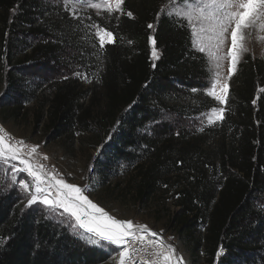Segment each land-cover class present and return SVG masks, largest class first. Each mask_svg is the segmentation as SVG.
Segmentation results:
<instances>
[{"label": "trees", "instance_id": "obj_1", "mask_svg": "<svg viewBox=\"0 0 264 264\" xmlns=\"http://www.w3.org/2000/svg\"><path fill=\"white\" fill-rule=\"evenodd\" d=\"M168 4L126 0L123 16L108 29L114 42L92 51L80 45L84 31L62 7L0 0V83L5 93L29 98L21 90L36 65L81 68L86 80H57L51 99L41 96L36 127L47 120L56 139L101 129L95 172L106 179L117 161L131 163L114 188L125 185L126 196L142 206L171 194L176 210L169 225L189 245L194 263L254 264L258 258L264 264V211L256 204L264 202V61L246 57L240 64L220 123L165 141L147 138L144 127L162 111L190 118L218 106L201 91L209 80L207 59L193 47L190 29L161 11ZM150 36L157 41L155 61ZM183 92L191 99L182 104ZM22 108L14 101L8 119L19 118ZM5 186L0 172V264H101L111 257L40 205L25 209L18 190ZM221 249L226 254L217 259Z\"/></svg>", "mask_w": 264, "mask_h": 264}, {"label": "snow or ice", "instance_id": "obj_2", "mask_svg": "<svg viewBox=\"0 0 264 264\" xmlns=\"http://www.w3.org/2000/svg\"><path fill=\"white\" fill-rule=\"evenodd\" d=\"M124 3L125 0H64L66 7L72 5L74 14L76 7L81 5L95 9L104 7L110 14H123ZM169 3L175 6L169 7L165 14L190 28L194 47L207 54L211 67L216 70L214 82L201 91H206L207 96L219 105H226L228 80L236 75L242 56L248 51L247 30L257 25L264 30V0H169ZM161 11L164 12V9ZM126 15L133 16L130 11ZM88 27L96 29L95 36L99 38L101 49L114 42V34L106 28L97 24ZM153 27V24L148 25L149 29ZM149 40L152 57L158 59L157 41L151 36ZM225 60H230L229 75L221 82L219 70ZM76 74L87 79L86 73ZM205 116L207 123L214 125L224 120L225 108L210 107ZM38 148V145L30 146L23 140H15L0 127V164L11 165V181L27 193V207L37 203L47 206L50 216L57 218L62 225L67 224L79 238L102 248L116 246L119 264H183L176 248L167 243L160 233L145 224L110 215L89 198L87 186L82 188L53 174L39 162L42 154ZM43 159L48 157L45 155ZM15 161L22 167L12 163ZM20 173L26 175L19 176ZM219 255L220 252L217 259Z\"/></svg>", "mask_w": 264, "mask_h": 264}, {"label": "rangeland", "instance_id": "obj_3", "mask_svg": "<svg viewBox=\"0 0 264 264\" xmlns=\"http://www.w3.org/2000/svg\"><path fill=\"white\" fill-rule=\"evenodd\" d=\"M43 1L51 2L55 4V6L62 7L64 12L69 16V19L77 22V25L84 31L83 37L80 40V45L86 48L90 47L92 51H94L96 47L99 46V38L95 36L96 29L88 26L97 24L108 30L110 29L114 19H120L124 14V11L123 14L116 12L110 14L104 9V7L95 9L82 5L76 7L74 14L72 5L69 4L66 7L64 0ZM174 6V4L169 3L163 8V13L165 14L169 7ZM247 31L248 36L246 47L248 48V51L243 54L238 65V69L246 57L264 61V30H262L257 25L256 27L250 28ZM194 48L198 51V48ZM202 54H204L208 62L209 80L207 81L205 88L207 89L208 85L214 82V73L216 70L211 67L207 58V54ZM153 61L155 60L153 59ZM69 63L72 64L73 62L70 61ZM40 64L36 65L34 69L30 70L28 72V76H25V82L23 83L24 88H22L21 91L23 94L24 91H27L30 96L29 98L19 94L12 95L5 93L2 83H0V127H3L5 131L15 140H23L27 145L30 146L38 145V152L42 154L39 158L40 163L46 165L47 169L51 170L53 174H55L58 178L64 179L68 183H72L82 188L87 186L89 190L86 192V194L89 196V198L93 200V202L98 206L103 207L105 211L109 212L110 215L122 220H132L136 224H145L151 230L160 233L162 238L166 240L167 243L173 245L176 248L179 256L183 258V264H204V259L200 262L194 263L191 257L192 255L189 245L183 240L179 239L176 232L169 225L170 215L172 216L173 212L176 210L173 201L170 200L171 194L163 196L162 199L155 198L149 205L142 206L138 203H135L132 196H126V192L124 191L125 185L119 189L114 188L116 184L120 182L119 178H123L124 175L130 174V170L133 168L131 163H126L122 160L117 161L114 169L109 171L110 174L106 179L102 178V176H99L95 172V163L102 158V149L101 147H97V145L101 143L104 136V133L101 129L95 130L97 133L78 129L70 136L56 139L57 136L49 131L47 120H44L42 124L36 127L35 120L37 113L39 112L40 98L41 96H44L51 99L52 92L50 93V86L58 82L57 80H65V77L76 78L78 80L81 78L83 80L81 75L76 74L83 73L81 68L72 67L69 70H64L53 63L41 66ZM229 69L230 60L223 61L222 67L219 70L221 82H223L229 75ZM234 76L235 75H233L231 79L228 80L229 90ZM89 84H86V87H89ZM37 85H42V88L35 94ZM192 92V94H194L197 93L198 90L196 89V91ZM203 92L204 96L209 97L207 96L206 91ZM34 95L35 97L31 98ZM190 99L191 98L185 95L183 92L180 95L178 101L183 104L189 102ZM209 99L213 100L211 97H209ZM14 101L21 103V106L23 107L21 116H19V118L8 119L9 114L7 109L12 108ZM89 104H91V100L89 101V99H87L86 105ZM217 107L226 108V105L218 104ZM208 112L209 110L190 118H180L173 114H169L166 111H162L160 114L150 120V122L144 127L142 134L147 136V138L153 139H159L162 136V139L165 141L169 137L168 135L177 134L181 130L201 133L205 128L213 126L207 123L205 114ZM220 122L221 121H218L216 124ZM91 129L94 130L93 128ZM114 134L115 132L113 135ZM45 155L48 157L47 160L43 159V156ZM12 163H14L17 167H22V165H19L18 161ZM0 172L5 181V188L9 191H12L13 189L18 190L22 204L25 207L27 205V193L12 183L11 165L6 166L4 164H0ZM18 175L24 176L26 174L20 173ZM116 180L118 181L115 182ZM256 204L258 208L264 211V202L262 200H258ZM35 205L40 204L37 203L31 207L26 206L25 209L33 208ZM40 206L43 207V210L46 211L49 218H52L58 222L57 218L50 216L49 212L47 211V206ZM169 209L171 212H168ZM84 241L86 240L84 239ZM88 244L92 245L90 243ZM104 249L111 251L112 255L106 260V262L101 264H119L118 249H116V246H109ZM225 254V250H220L219 258L223 257ZM253 261H256L254 264H257L258 258H255Z\"/></svg>", "mask_w": 264, "mask_h": 264}, {"label": "built area", "instance_id": "obj_4", "mask_svg": "<svg viewBox=\"0 0 264 264\" xmlns=\"http://www.w3.org/2000/svg\"><path fill=\"white\" fill-rule=\"evenodd\" d=\"M138 259H139V258H138ZM138 259H137V260H138Z\"/></svg>", "mask_w": 264, "mask_h": 264}]
</instances>
